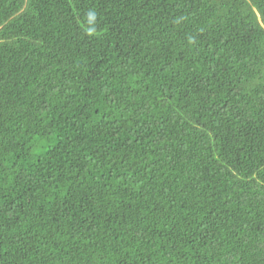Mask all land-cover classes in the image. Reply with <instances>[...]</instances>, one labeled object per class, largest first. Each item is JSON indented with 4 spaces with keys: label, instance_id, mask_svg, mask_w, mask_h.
Masks as SVG:
<instances>
[{
    "label": "trees",
    "instance_id": "1",
    "mask_svg": "<svg viewBox=\"0 0 264 264\" xmlns=\"http://www.w3.org/2000/svg\"><path fill=\"white\" fill-rule=\"evenodd\" d=\"M0 264H264V0H0Z\"/></svg>",
    "mask_w": 264,
    "mask_h": 264
}]
</instances>
